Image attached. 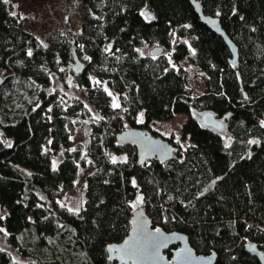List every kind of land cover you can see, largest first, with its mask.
<instances>
[{"label": "trees", "instance_id": "16d2710c", "mask_svg": "<svg viewBox=\"0 0 264 264\" xmlns=\"http://www.w3.org/2000/svg\"><path fill=\"white\" fill-rule=\"evenodd\" d=\"M77 1V33L43 44L0 0V207L8 247L32 259L25 264H116L106 247L127 235L140 203L152 227L186 235L197 255L215 253V264H259L245 247L264 254V233L246 226L264 227V0H195L236 47L234 63L189 0ZM148 46L163 52L143 55ZM183 59L206 76L194 98L186 71L175 66ZM70 65L96 117L79 100L63 106L51 90L52 76ZM105 88L119 95V109ZM205 112L229 116L228 143L202 125L196 115ZM175 115L185 116L190 143L175 160L139 167L135 149L116 139ZM85 124L87 147L69 150ZM87 165L84 205L70 212L60 201ZM0 264L22 263L0 250Z\"/></svg>", "mask_w": 264, "mask_h": 264}, {"label": "rangeland", "instance_id": "374dc122", "mask_svg": "<svg viewBox=\"0 0 264 264\" xmlns=\"http://www.w3.org/2000/svg\"><path fill=\"white\" fill-rule=\"evenodd\" d=\"M8 4L25 18V30L35 38L39 39L43 44L50 43L51 38L54 35L63 31L71 34H73L74 31L77 33L80 24V15L83 12V7L77 0H9ZM153 48L154 46L146 47L142 50V54L148 55L149 51ZM164 52L167 54L170 53V51L165 50ZM175 66L186 71L187 87L190 90L192 97L194 98L195 96L202 94L206 76L187 59L179 61ZM71 71L72 67L70 65L69 67L61 68L59 73L54 74L51 79V90L57 92L59 97L58 102L63 106H68L74 100H79L90 110L93 117H96L95 111L86 98V92L73 82ZM1 76L4 78L3 74H1ZM106 92L108 95L109 93L112 94L109 95L112 104L113 97H115L120 105L119 95L117 93L109 89H107ZM196 116L198 119L201 118L200 115ZM184 120V115H181L180 117L175 115L169 121H155L151 123L146 131L149 133L153 132L162 138L171 139L174 146L178 148L179 151H182L190 144L188 139L182 134V123ZM138 122H142V115L138 117ZM89 132L90 128L88 124L80 126L71 138L69 150L73 149L77 144H82V146L86 148ZM219 132L228 143L229 139L225 129L223 128ZM61 158L62 153L57 160H60ZM118 159L119 158H115V160ZM91 170L92 168L89 165L79 170L78 179L76 180L73 189L62 196L64 201H60L61 206L65 207L67 210L73 209L72 212H78L82 209L85 202L84 181ZM212 184L213 183H211L210 186H212ZM5 215L6 212L0 207V217H2V219H0V228L4 229L3 232H0V250L9 253L14 261L25 264L32 259L30 257H21L17 252L9 248L6 243L8 233L3 223Z\"/></svg>", "mask_w": 264, "mask_h": 264}, {"label": "water", "instance_id": "95a60500", "mask_svg": "<svg viewBox=\"0 0 264 264\" xmlns=\"http://www.w3.org/2000/svg\"><path fill=\"white\" fill-rule=\"evenodd\" d=\"M195 14L204 26L213 34L220 37L229 53L233 63L237 60V49L220 28L218 21L210 16L203 15L199 4L189 0ZM163 52L160 47L149 51V56L155 57ZM77 59L73 65L74 73L81 71ZM3 79L0 76V85ZM201 123L205 127L221 131L229 116L217 119L212 113L201 114ZM121 146H129L136 151V163L139 167L147 161L155 160L161 164L177 159L178 148L160 136H154L139 128L127 129L116 137ZM64 201V198H63ZM158 230V231H157ZM175 247L172 256L168 258L164 253ZM245 252L257 259L259 264H264V254L255 246H246ZM107 261L116 264H215L216 254L197 255L189 246L186 235L179 232H165L160 227H152L140 203L133 205V212L129 219V230L123 240L106 247Z\"/></svg>", "mask_w": 264, "mask_h": 264}, {"label": "snow or ice", "instance_id": "6c2138e0", "mask_svg": "<svg viewBox=\"0 0 264 264\" xmlns=\"http://www.w3.org/2000/svg\"><path fill=\"white\" fill-rule=\"evenodd\" d=\"M4 2H5V3H8L9 0H4ZM31 54H32L31 51H29L28 55H31ZM86 59H87V57H86ZM97 83H99V82H97ZM105 91H107V89H105ZM109 95H112V94L109 93ZM112 106H113L114 108H119V107H120V105H119V103L116 101V98H115V97H113V104H112ZM254 143H257V142L254 141ZM8 146L11 147L10 144H8ZM72 151H75V149H72ZM115 162H116V160H115V158H113V163H115ZM54 167H55V163H54ZM133 184H135V181H133ZM69 211L71 212V211H73V209H69ZM77 211H78V209H77ZM0 219H2V217H0ZM3 231H4V229H3V228H0V232H3ZM157 231H158V230H157ZM5 234H7V233H5Z\"/></svg>", "mask_w": 264, "mask_h": 264}, {"label": "built area", "instance_id": "2783aa9c", "mask_svg": "<svg viewBox=\"0 0 264 264\" xmlns=\"http://www.w3.org/2000/svg\"><path fill=\"white\" fill-rule=\"evenodd\" d=\"M74 33H76V32L74 31ZM177 117H180V115H177ZM246 226L248 229H252L256 233H264V227L259 225L256 222H246Z\"/></svg>", "mask_w": 264, "mask_h": 264}, {"label": "flooded vegetation", "instance_id": "af4514ba", "mask_svg": "<svg viewBox=\"0 0 264 264\" xmlns=\"http://www.w3.org/2000/svg\"><path fill=\"white\" fill-rule=\"evenodd\" d=\"M224 128V127H223Z\"/></svg>", "mask_w": 264, "mask_h": 264}]
</instances>
